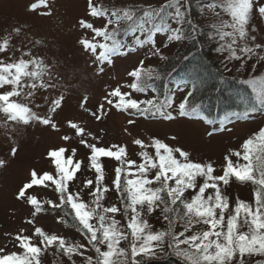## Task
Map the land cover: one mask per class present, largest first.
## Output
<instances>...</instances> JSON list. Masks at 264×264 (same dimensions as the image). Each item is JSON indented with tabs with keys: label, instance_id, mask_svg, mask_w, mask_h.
Listing matches in <instances>:
<instances>
[{
	"label": "snow or ice",
	"instance_id": "1",
	"mask_svg": "<svg viewBox=\"0 0 264 264\" xmlns=\"http://www.w3.org/2000/svg\"><path fill=\"white\" fill-rule=\"evenodd\" d=\"M194 4L198 16H193ZM41 7L46 11L39 15H52L50 0H38L28 10ZM205 10L214 19L202 24L199 20L205 17ZM85 11L77 26L92 35H82L78 44L93 57L97 75L105 74V65L113 66L115 58L147 48L145 58L127 72L130 82L108 85L95 109L87 107L89 96H83L80 108L95 122L115 110L129 117L188 118L212 125L214 121L204 109V95L212 91L219 100L230 80L245 86L252 96L237 93L243 111L224 114L220 121L224 131H231L228 124L236 120L264 112V71H258L264 64V3L260 0H165L158 5L125 6L86 0ZM21 31L15 27L0 41V113L17 125H42L60 133L54 115L63 108L66 95L61 93L48 104V96L38 94L55 90L61 77L55 72L56 65L33 55L32 49L25 51L12 44ZM158 35L165 37L159 44ZM189 40L198 51L206 43L222 56V69H217L215 77H205L199 65H194L174 89L162 94L156 82L177 72L176 65L145 67V59L170 63L163 50ZM17 51L21 55L14 59ZM180 60L191 63L195 56L184 55L177 62ZM225 72L235 74L226 77ZM210 79L215 82L210 84ZM177 91L183 93L179 101ZM42 105L45 114L35 110ZM84 123L66 121L73 134L60 136L66 144L75 137L87 149L84 157L76 159V147L51 148L46 159L52 170L30 169L28 179L17 189L15 199L29 207L24 222L33 226V232L25 235L27 229H20L15 233L14 246L23 251L0 255V264H42L50 249L71 264H76L73 257H82V264H171L166 259L170 257L176 264H247L245 257L264 256V126L244 140L241 150L229 149L218 173L212 160L193 158L192 151L179 144L176 133L164 139L133 136L132 146L139 149L137 160L131 158L127 143L101 146V138L82 126ZM135 123L136 119L127 120L129 126ZM124 131L132 136L128 128ZM17 152L18 147L13 146L10 154L14 157ZM105 159L115 165L110 182ZM6 163L0 159V168ZM85 172L94 178L81 179ZM233 183H251L254 203L238 195L233 198L229 193ZM34 187L51 190L55 199L32 194ZM110 193H115V202H107ZM47 212L60 213L58 222L75 229L83 242L36 226V217ZM150 217L166 226L156 229ZM256 264H264V260Z\"/></svg>",
	"mask_w": 264,
	"mask_h": 264
},
{
	"label": "rangeland",
	"instance_id": "2",
	"mask_svg": "<svg viewBox=\"0 0 264 264\" xmlns=\"http://www.w3.org/2000/svg\"><path fill=\"white\" fill-rule=\"evenodd\" d=\"M97 2H102L108 6H125L127 4L158 5L164 3L165 0H97ZM260 2L264 3V0H260ZM32 3H38V0H0V41L15 27H20L22 31L18 36L14 35L12 44L16 48H23L25 51L32 49L33 55H40L45 58L47 63L56 65L55 72L61 77L55 90H49L47 93L41 92L38 96L42 98L47 95L48 104L61 93L66 95V100L63 108L54 115V119L59 122L62 129L60 133L53 132L50 128L42 125L27 127L17 125L7 121L4 114L0 113V159L7 162L5 167L0 168V248L4 249L0 255L22 252V249L14 246L16 243L13 239L14 234L20 229H27L25 235H31L33 232V226L24 222L29 218V207L15 199L17 189L28 179L29 170L35 168L37 171H51L52 166L46 159V153L51 148L76 147L78 148L76 159L86 155L87 149L78 145L75 137L67 144L60 139V136L65 132L73 134L72 130L66 126L68 120L86 121L82 126L101 138V146L127 143L131 158L137 160L136 152L139 149L132 146L133 136L144 139L150 136H158L164 139L166 136L176 133L180 137L179 144L191 150L193 158L212 160L218 169V173L225 163L224 156L229 149L241 150L244 140L257 132L261 126H264V112L259 111L253 114L250 119H240L228 124V127L232 129L231 131L223 130V125L220 124L222 117L218 120L209 118L214 121V124L210 125L202 120L188 118L165 121L159 117H129L113 110L107 118L95 122L80 108L83 96H89L87 107L95 109L96 105L102 102L108 85L116 86L130 82V78L126 74L135 68L141 59L145 58L147 48L138 49L127 56L115 58L113 66L105 65V74L97 75L96 66L92 62L93 57L78 44V39L82 35L87 34L89 38L92 35L77 26L78 18L86 15V0H50L52 5L51 16L39 15L40 12L46 11L42 7L35 12H30L28 9ZM212 19H214L212 14L205 10V17L199 21L203 24ZM98 23H102V21ZM156 39L157 44H159L165 37L158 35ZM36 40L42 41V44H36ZM129 42L131 41L129 40ZM183 45L184 43H172L163 51L165 55L172 56ZM20 55L21 53L17 51L13 58H19ZM225 55L227 54L225 53ZM4 58L7 59V57ZM25 58L27 59V57ZM216 58L219 61L217 66L222 69L220 60L223 57L216 53ZM164 64L165 61L156 58L145 59V67L160 68ZM258 71H264V64ZM234 74V72L224 73L228 77ZM181 80L171 82L170 88L174 89ZM148 95L151 96L152 94L148 93ZM182 95V92L177 91L176 100L179 101ZM138 98L141 97L138 96ZM37 102H40L39 99ZM35 110L45 114L46 106L42 105ZM130 118L136 119L135 125L129 126L127 124V120ZM125 128L132 132V136L125 133ZM209 131L213 132L212 136L207 135ZM167 142L173 143L172 141ZM13 146L18 147V152L14 157L10 154ZM235 159L233 157V160ZM104 163L108 172L107 182H110L114 178L112 169L115 165L107 159ZM83 178H94V176L91 172H85L81 179ZM30 191L40 198L55 199V194L48 189L34 187ZM229 193L233 198L238 195L240 199L254 203V186L251 183H233ZM85 199H87L86 195ZM107 202H115V193L108 194ZM58 219V214L43 213L36 217V226L43 227L45 231L66 236L69 240L83 242L80 233L68 225L59 223ZM149 219L156 229L162 226V222L155 217ZM73 259L76 264H82V257H73ZM260 259L263 260L264 256L245 257L249 263ZM42 264H71V262L67 257L50 249L42 257Z\"/></svg>",
	"mask_w": 264,
	"mask_h": 264
},
{
	"label": "trees",
	"instance_id": "3",
	"mask_svg": "<svg viewBox=\"0 0 264 264\" xmlns=\"http://www.w3.org/2000/svg\"><path fill=\"white\" fill-rule=\"evenodd\" d=\"M193 16H198L196 5L193 7ZM201 22V21H199ZM184 55H188L189 57L195 56V60L191 63L180 60L177 62L178 57H182ZM170 57V63L165 61V64L159 69H167L170 68L172 64L176 65L177 72L173 73V75L167 77L163 81H157L156 85L160 89L162 94L169 93L170 83L181 80L187 74V72L194 66L199 65L200 71L205 77H215L217 75V69L219 68L218 59L216 58V53L212 48L204 44L203 51H198L197 47L194 46L193 41L189 40L184 43L183 47L178 49V51ZM216 60V61H215ZM216 62V63H215ZM228 77V76H226ZM215 82L210 79L209 83ZM225 93L224 96L219 100L216 98L217 94L208 91L204 95V109L209 118L221 119L223 118L226 112H230L233 110L243 111V106L240 105V101L236 99L237 93L240 96H245L251 98L252 94L249 89L245 86L239 84L238 81H229L228 84L225 85ZM227 97L228 99H225ZM60 216V213L53 212ZM69 222H71L69 218ZM166 225L162 223L160 228L165 227ZM159 228V229H160ZM171 261V264H176L175 258H166ZM261 260V259H260ZM264 260V259H263ZM247 262V261H246ZM247 264H256V262H247Z\"/></svg>",
	"mask_w": 264,
	"mask_h": 264
}]
</instances>
